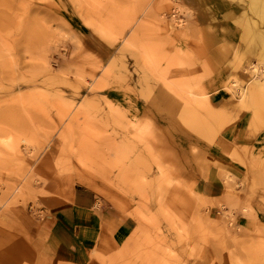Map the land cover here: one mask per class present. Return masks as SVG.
Here are the masks:
<instances>
[{
  "label": "rangeland",
  "instance_id": "1",
  "mask_svg": "<svg viewBox=\"0 0 264 264\" xmlns=\"http://www.w3.org/2000/svg\"><path fill=\"white\" fill-rule=\"evenodd\" d=\"M256 21L264 0H0V264L31 259L10 234L29 264H264ZM244 128L255 150L228 152ZM210 168L223 200L194 187ZM78 190L96 218L84 262L48 248L85 236L49 225Z\"/></svg>",
  "mask_w": 264,
  "mask_h": 264
},
{
  "label": "crops",
  "instance_id": "2",
  "mask_svg": "<svg viewBox=\"0 0 264 264\" xmlns=\"http://www.w3.org/2000/svg\"><path fill=\"white\" fill-rule=\"evenodd\" d=\"M236 131V129H235ZM257 136L253 135L251 137L248 136L246 129H240L238 130L237 134L234 135V143L230 144L228 143V152L230 151H234L233 147L237 146V147H253L255 150V144H256V139ZM218 148V147H217ZM215 149L216 152H224L223 150L220 149ZM229 163H232V159L233 157L231 155H229ZM178 158V157H177ZM209 160V159H208ZM179 162H182L180 160V158H178ZM177 161V163H178ZM207 161V159H206ZM210 161V160H209ZM217 161L221 162V159H218ZM234 165V164H233ZM228 171L229 174L234 175L235 178L240 179L242 173H244V171H242V169L238 168L236 165L232 166H228ZM182 167H179V169L181 170ZM220 169H215V168H210L209 172H208V178H210L211 180L213 179V182L210 186H204V184H202L201 186L199 185V181L196 182L195 184V188L196 190H201L204 187L205 192H207L209 194V196L213 199H224V189H222V186L219 185L220 184V180H221V174H220ZM215 180V181H214ZM93 206V199L91 198L90 194H86L85 192L78 190L77 192L74 193L73 197L69 200H64L62 202H56L54 204H52L48 210V216H49V225H53L56 227H64V228H71V226H75L76 228H78L79 230L84 231V233L86 232V229H90L92 224H94L95 222H93V219L95 218L94 215H92L91 212H89V210L92 208ZM258 217L259 213H258ZM96 219V218H95ZM244 224H249V220L246 218V220H244ZM11 237L12 243L14 245V247L21 245L20 247H22V251L26 254V256H30L31 259L29 261H24V262H17L15 260V262L17 264H29L32 263L36 258L41 260L42 256L38 255V251L37 249L33 248V246L29 245V240L25 239V238H19L18 240H13L11 234L9 235ZM50 237V234H49ZM89 236L86 235L83 236L82 232H78L76 235L70 236L68 238H55L52 239V243L50 246H48L49 249H53L55 248V245H58L60 248L58 249H63L65 248L67 250V248H71L75 251H77L76 255H78L80 257V260H82V262L85 261V255H86V251H87V245L91 242L89 240ZM31 242V241H30ZM2 247L0 248V251H9L12 252L11 249L6 248V236L3 240V242L1 243ZM65 245H68L65 247ZM57 249V248H56ZM20 250V249H18ZM15 252V250H14ZM43 252V251H42Z\"/></svg>",
  "mask_w": 264,
  "mask_h": 264
},
{
  "label": "bare ground",
  "instance_id": "3",
  "mask_svg": "<svg viewBox=\"0 0 264 264\" xmlns=\"http://www.w3.org/2000/svg\"><path fill=\"white\" fill-rule=\"evenodd\" d=\"M256 8L258 9L257 11L262 15L263 14V11H262V7H260V6H257L256 5ZM255 27L257 28V29H259L258 30V32L256 33H254V38H253V48H254V50H255V48H256V51H255V53H256V60H263L264 61V29H262L263 28V24L262 23H260V22H257L256 21V25H255ZM263 48V49H262ZM257 62V61H256ZM255 62V63H256ZM258 64H262L263 65V63H261V61H260V63L258 62ZM253 65H254V63H253ZM253 65H251V66H253ZM255 67V66H254ZM254 67L252 68V67H250V68H252V69H254ZM263 68V67H262ZM255 69H256V67H255ZM263 71H264V69H263ZM234 84V83H233ZM236 85V84H235ZM253 87V86H252ZM252 87H250V100H251V102L253 101V99H254V95L252 94V90H253V88ZM264 89V88H263ZM238 91H241L242 92V89L240 90V88H239V90ZM244 93V92H243ZM263 97L262 98H264V95H262ZM246 100H244V102H245Z\"/></svg>",
  "mask_w": 264,
  "mask_h": 264
}]
</instances>
